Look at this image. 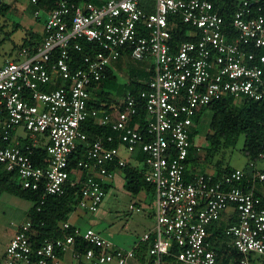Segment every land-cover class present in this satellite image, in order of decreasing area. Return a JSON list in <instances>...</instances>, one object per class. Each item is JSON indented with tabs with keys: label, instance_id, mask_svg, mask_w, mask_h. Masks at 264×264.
I'll use <instances>...</instances> for the list:
<instances>
[{
	"label": "built area",
	"instance_id": "obj_1",
	"mask_svg": "<svg viewBox=\"0 0 264 264\" xmlns=\"http://www.w3.org/2000/svg\"><path fill=\"white\" fill-rule=\"evenodd\" d=\"M142 2L105 0L94 7L62 1L48 14L40 45L20 49L0 66V164L18 174L24 190L43 189L39 212L50 197L81 186L77 209L97 213L107 191L96 175L111 178L109 165H127L121 148L131 155L141 152L146 182L155 187L156 225L142 239L152 243L153 264H163L173 244L180 249L178 264H221L208 240L209 229L229 209L238 214V222L226 234L241 256L239 264H251L250 255L264 256V201L254 191L264 174L252 163L254 172L247 180L251 188L244 190L242 169L217 181L207 175L188 181L186 173L201 110L225 97L264 100V55L259 54L264 49V0H234L230 24L212 0ZM179 24L192 29L187 34L191 41L174 43ZM129 55L150 63L148 88L138 97L129 94L120 110L89 108L92 92L111 64ZM139 99L148 113L144 126L136 122ZM90 118L99 126H111L120 145L107 146L115 141L113 136L91 143L83 131ZM19 128L31 142L26 148L14 140ZM44 139L50 160L46 168L32 160V149ZM79 147L87 149L85 158L70 169ZM15 226L0 264L137 260L135 249L121 248L94 229L82 232L69 221L63 230L74 233L53 240L41 238L30 219Z\"/></svg>",
	"mask_w": 264,
	"mask_h": 264
},
{
	"label": "trees",
	"instance_id": "obj_2",
	"mask_svg": "<svg viewBox=\"0 0 264 264\" xmlns=\"http://www.w3.org/2000/svg\"><path fill=\"white\" fill-rule=\"evenodd\" d=\"M37 7L44 10L48 14L59 7L62 1H68L77 6L90 5L94 7H100L105 0H36ZM153 0H143L142 5L152 4ZM216 9L225 17L226 23L230 24L232 14L236 9L234 0H212ZM32 2V0H31ZM11 9V6L0 0V17H4ZM152 11V10H151ZM192 29L184 24H179L178 29L174 32L173 41L175 44L191 41V37L187 34ZM34 35L33 32L24 40L22 46L33 49L40 45L43 41V36L40 38ZM85 48L89 46L86 42H81ZM260 55H264V49L259 51ZM14 58V57H13ZM129 60H134L131 56H128ZM138 64L133 66L129 70L128 81L124 84L119 83L118 78L109 69L106 78L97 86L92 92V100L89 102V108H96L106 112H114L122 109V103L125 98L132 94L138 97L140 93L148 88L149 82L152 80L153 72L150 71V63L137 61ZM50 91L49 89H44ZM115 95V96H113ZM234 98L225 97L220 101H217L207 108L201 110L195 119L196 127L194 128L191 136V141L194 147L190 151L189 158L187 160V166L198 161V157H195V151H199L195 146V139L199 131L197 126L201 123L202 117L205 111H211L213 113L212 120L209 126V132L206 135V141L209 144V149L205 155V159L214 157L216 154L223 152L225 149L235 148L237 146L239 138L244 136V146L242 149L243 154L248 160V164H256L262 161L264 156V100L255 102L252 100L244 99L241 104H237ZM138 117L136 122L140 121L142 125H145V121L148 117L147 110L142 101L139 99ZM143 128V127H142ZM83 131L88 135L91 143L98 139L106 140L109 136L115 137V141L107 146L109 148H117L120 145L118 140V134L112 129L111 126H99L95 120L90 118L83 125ZM24 148L29 146L31 142L25 139L21 141ZM86 150L84 147H79L71 157L70 169H75L77 163L85 158ZM32 160L39 167H48L50 160L47 154L46 140H42L38 147L32 149ZM145 157L141 158L144 163ZM223 161L216 163V175L214 180H220L225 175L231 173L233 168L231 166H223ZM116 169H121L125 175L126 189L133 194L138 195L142 190H146L147 194L155 195V187L146 182L145 179V166L141 168H134L126 165L123 168H119L116 163L108 166L110 172H114ZM247 174L245 181L242 185L244 190H249L251 187L248 185L247 180L251 178L253 169L249 166L246 169ZM188 181L193 179V175L188 176ZM264 182V181H262ZM105 190H107V187ZM81 186L71 188L67 187L66 193L61 197H50L46 204L42 207L41 211H38L41 198L44 194L43 189L39 191L24 190L19 176L16 173H10L6 170L4 165L0 164V195L9 194L17 198L26 200L32 204L28 213V218L32 221L34 230L43 239H63L65 236L73 234L74 229L64 231L62 225L70 220L71 215L77 210L81 199ZM257 197L264 201V198L255 193ZM231 223L224 225L220 221L213 225L209 229V242L212 248L217 253L218 260L221 264H239L241 256L237 253L232 245V238H230L226 231L229 227L238 222V214L234 212ZM150 242H141L136 246V259L141 264H153V259L149 256ZM86 247V246H85ZM179 248L176 244H173L170 252L164 256L163 264H178L177 255ZM249 260L251 264H264V256L250 255Z\"/></svg>",
	"mask_w": 264,
	"mask_h": 264
},
{
	"label": "rangeland",
	"instance_id": "obj_3",
	"mask_svg": "<svg viewBox=\"0 0 264 264\" xmlns=\"http://www.w3.org/2000/svg\"><path fill=\"white\" fill-rule=\"evenodd\" d=\"M11 6L10 11L0 17V66L5 63L6 59L16 57L20 51L24 40L31 32L40 38L43 36V28L49 17L48 13L33 4L31 0H3ZM39 12V16L36 13ZM124 61V68L117 69L116 63L111 64L114 75L118 78L119 83L127 82L129 70L138 64L136 60H121ZM115 96V95H113ZM238 105L241 101L237 102ZM213 113L205 111L201 123L197 126L199 131L195 139V146L198 152L195 151V157L198 161L189 165V170L193 173L203 174L207 170L214 167L216 163L223 161V166H231L232 168L243 169L247 166L248 160L242 152L244 146V136L242 135L235 148L225 149L223 152L216 154L214 157L205 159L209 144L206 141V135L209 132L210 122ZM18 136L27 139V133L24 128L18 129ZM17 136V137H18ZM8 195L3 194L0 197V256L5 250L6 243L11 238V232L14 231L12 222L18 223L25 219L22 210H16L8 203ZM145 199H142L141 211L133 210L131 204L139 199L128 193H109L106 197L107 217L103 219L101 226L96 228L86 223V220L97 217L96 213H87L85 219L79 223L83 232L92 228L101 232L110 241L118 244L119 247L129 250L134 241L142 239L144 234L152 231L155 228V211L156 199L154 194H147ZM13 201H19L16 198H11ZM74 214V213H73ZM71 215L70 219L72 218ZM132 242V243H131Z\"/></svg>",
	"mask_w": 264,
	"mask_h": 264
},
{
	"label": "crops",
	"instance_id": "obj_4",
	"mask_svg": "<svg viewBox=\"0 0 264 264\" xmlns=\"http://www.w3.org/2000/svg\"><path fill=\"white\" fill-rule=\"evenodd\" d=\"M129 60L127 56L119 59L118 61L114 62L116 63V68L117 69H123L124 68V61H121V60ZM7 60V59H6ZM5 60V61H6ZM110 70L112 71V73L114 74L112 68L110 67ZM128 78H129V72H128V76H127V81H128ZM18 136V129L14 132V140H18V141H22V140H25V138H20ZM121 156L125 159L126 163L128 166H132L134 168H141L142 167V161H141V158L144 156L141 152H137L135 154H129L127 153L123 148H121ZM251 164H248L247 163V166L245 168H243L242 170H245L246 174H247V168L248 166L250 167ZM233 169H237V168H233ZM239 169V168H238ZM254 170H256L257 172L261 173V174H264V161H260L258 163H256L254 165ZM254 172V171H253ZM191 175H197V173H193V171H190L189 168H188V176H191ZM199 175H207V176H212V177H215L216 175V170L214 169V167H211V169L207 170L206 172H204L203 174H199ZM96 178L102 182L104 184V186L107 187V196L109 193H128V194H132L130 193L127 189H126V180H125V175L123 173V171L121 169H116L114 172H113V175L111 178H107V177H102L101 175H96ZM255 193H258L260 194L263 198H264V182H258L256 185H255V189H254ZM147 191L146 190H142L138 195L134 196V198L136 199H139L141 197V199L138 201H134L132 202L131 204V208H132V211L133 210H137L138 212L141 211V203H142V199H145L144 197L147 195ZM6 194V193H4ZM3 194L0 195V197L2 196ZM8 195V203L12 206V207H15L16 210H22L23 211V214L25 215V219L22 220L21 222H18V223H15V222H12V226L14 227V231L11 232V238L10 240L13 238V236L15 235L16 233V226L15 225H18L20 223H23V222H26L29 218H28V213L31 209V206L32 204L26 200H23V199H20V198H17L15 196H12V195H9V194H6ZM133 195V194H132ZM106 196V197H107ZM10 197L12 198H16L18 199L19 201H13L12 199H10ZM106 198H105V201L103 203V205L101 206V208L99 209V211L96 213L97 214V217H93V219H89V220H86L85 222L90 224L91 226H94L96 228L100 227L103 219H105L108 215L107 211L105 210L106 209ZM87 215L86 212L80 210V209H77L72 218L69 220V222L71 223V225L74 227V228H77L79 229L80 231L83 232V229L82 227L79 225L80 222H82L84 219H85V216ZM235 215L234 214V210L233 209H229L228 211H226L223 215H222V218L220 220V223L224 224V225H229L231 223V219H232V216ZM155 216V215H154ZM92 229V228H90ZM99 232V231H97ZM103 237H105L101 232H99ZM147 233V232H146ZM145 233V234H146ZM144 234V235H145ZM106 238V237H105ZM108 239V238H106ZM143 239V238H142ZM142 239H138L137 241H134L133 244L130 246L129 249H134L136 246H138L139 243L142 242ZM10 240L6 243L5 245V250H6V247L8 245V243L10 242ZM109 240V239H108ZM112 242V241H111ZM114 243V242H113ZM132 243V242H131ZM115 245L118 246V244L114 243ZM5 250L3 252V254L0 256L3 257L4 253H5ZM70 257H68V261H70ZM129 264H141L138 260H132L129 262Z\"/></svg>",
	"mask_w": 264,
	"mask_h": 264
}]
</instances>
